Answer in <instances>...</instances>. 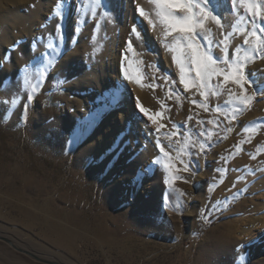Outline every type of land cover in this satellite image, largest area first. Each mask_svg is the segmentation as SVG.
<instances>
[{"label":"rangeland","instance_id":"374dc122","mask_svg":"<svg viewBox=\"0 0 264 264\" xmlns=\"http://www.w3.org/2000/svg\"><path fill=\"white\" fill-rule=\"evenodd\" d=\"M35 1L45 12L40 26L37 19L26 33L0 34V237L61 264H264V96L242 104L245 93L223 73L207 97L186 91L162 34L136 6L138 20L129 21L126 0H110V27L82 21L89 0H67L62 31L60 0ZM216 2L223 27L201 45L211 41L214 59H242L256 41L252 21L264 19L239 0ZM8 3L0 15L15 10ZM26 3L21 11L34 5ZM132 27L144 29L133 39L139 51L128 48ZM254 55L245 71L264 86V57ZM129 64L140 68V84L125 77L137 75ZM168 85L175 109H147L153 122L139 110L141 96ZM117 145L108 171L106 155ZM0 264L45 263L0 240Z\"/></svg>","mask_w":264,"mask_h":264},{"label":"snow or ice","instance_id":"6c2138e0","mask_svg":"<svg viewBox=\"0 0 264 264\" xmlns=\"http://www.w3.org/2000/svg\"><path fill=\"white\" fill-rule=\"evenodd\" d=\"M237 2L238 0H230L233 7H235ZM65 3H67V0H60V3H57L55 6L54 15L61 21L56 26L58 31H62V21L66 19L64 10ZM151 3L155 5V18L162 25V36L165 41V47L174 53L173 59L179 68L180 83L183 84L186 91L192 87H196L200 90L202 96L207 97L210 94V81L213 77H219L223 73L225 84L231 81V83L237 85L245 93L242 98L238 96L242 104L247 105L256 95L264 96V86H257L258 81L254 79L257 73L245 71L247 62L257 58L254 54L259 53L260 57H264V40L256 34L258 28L260 32L264 33V26L257 25L255 19L252 21L253 27L251 35L256 38V41L251 45L250 52L242 59L240 57L234 60H229L226 57H217L214 59L211 41L205 46L207 50H204L201 45V40H207L208 34L211 31L208 28L209 21L215 22L219 27H223L222 16L219 11L220 5L216 0H151ZM239 3L241 6L247 8L253 17L260 16L261 19H264V16L261 15L264 9L261 8L257 0H239ZM102 6V0H94V6L91 8L92 15L95 16L97 9ZM80 11L83 12L85 9H81ZM137 11L141 17L148 19L149 14L145 12L144 8L138 7ZM108 15L110 13L105 12V16ZM148 23L153 28L156 27L155 20L148 19ZM131 32L135 34L137 39L141 38V32L136 27H132ZM241 33L243 34V30H241ZM169 37H172L171 41L168 40ZM244 44L248 45L249 40L245 39ZM48 47L49 49L53 48V44L50 42ZM128 48L134 51L131 41L128 42ZM224 51L227 53V47L224 48ZM238 51L239 49H237ZM125 59L127 58L125 57ZM218 61L226 64L228 66L227 69L220 68ZM193 69L195 72L194 77L192 76ZM124 75L129 80L134 78L137 84L141 83V77L139 75L133 77L127 71H125ZM27 83L28 81L25 80V84ZM245 85L255 86V90L251 96L246 94L247 90ZM27 98L29 100L32 99L31 96ZM139 110L149 120L156 121L157 117L149 115L148 110L142 105ZM217 111H220V109L218 108ZM212 123H216V121H212ZM200 135H203V133ZM79 140L80 134H75L70 142L78 143ZM118 147L117 145L106 155L109 161V164L106 165L108 171L111 170V167L114 166V162L117 160L116 152ZM201 148H203V145H201ZM160 151L164 152V148L161 147ZM165 155L168 154L165 152ZM165 167L170 168V165L165 164ZM187 168L188 166L185 165V170ZM134 183H139V181L134 180ZM201 219L206 220L204 214H201Z\"/></svg>","mask_w":264,"mask_h":264},{"label":"bare ground","instance_id":"6f19581e","mask_svg":"<svg viewBox=\"0 0 264 264\" xmlns=\"http://www.w3.org/2000/svg\"><path fill=\"white\" fill-rule=\"evenodd\" d=\"M29 1H30L29 3H26L27 0H1V5H0L1 13H4L5 11H7L6 6L4 5L7 2L11 3V5H13L11 7L15 8L16 11L12 10L13 12H11L9 15H7V14L4 15V16L0 15V34H2V33H4V34H12V33H15L17 30H19V31L23 30L24 32L25 31L27 32V31H29V29L33 28V26L35 27V25L38 22L37 19H40L39 26L41 25V22H42L41 19L43 18V14L45 13V12H43V5L40 3L39 6H36V3H32V2H36L35 0H29ZM50 1H53V0H50ZM126 1H127V4H128V7L130 8V9H128V12H127V19L129 21L133 22V20H135V18H136L135 14H133L134 12L133 13L131 12V10L134 9L132 7V5L134 7L136 6L135 8L142 7V8H144L145 12L149 14L148 19H153V20L156 21V29L159 32V34H162V30H163L162 29V25H160L158 20H156V18H155L156 9H155V5L151 3V0H126ZM106 2H107V4L110 5L109 13H110L111 17H109V18L105 17V10H103V7L97 9L96 15L93 16L92 12H91V8H92V6H94V0H89V3L84 7V9H85V12L83 13L84 15H82L81 17L79 16V17L82 19V21L83 20L86 21L87 18H88V19H90L89 21H94L95 23L96 22H100V21L103 20L102 21L103 26L107 25V27H110L111 24L113 23L112 16L114 15V11H113L114 3L111 2L110 0H108ZM25 3L29 7H31V5L34 4L35 7L29 8V10H22L21 11L19 6H22ZM55 4H56V1L54 0V3L52 4L51 7H53ZM49 12L50 11H47V14ZM22 15H26L25 18H23ZM91 15H92V17H91ZM2 18H5V19H2ZM148 19H146L147 23H148ZM116 20H114V21H116ZM136 20H138V18H136ZM53 28H54L53 24L52 25H48L46 27V29H44L45 30L44 33L39 31L38 34L39 35H43V34H46V33H50L53 30ZM208 28L214 30V32L216 34H219V32H221V31H219V27L215 23H213L211 21L208 22ZM110 29L111 28H109V30ZM137 30L140 31L141 32V36H143V30L144 29L143 28H137ZM110 34L111 33L108 32V34H105V35L109 36ZM125 34L127 35L126 38H129V40L132 42V47H134L136 51H139L140 48H137L136 47L137 44L133 42V39L136 36H135L134 33L131 32V29L129 28V30H127L125 32ZM164 48H166V47H164ZM53 51H55V50H53ZM129 65H131V66H130V68L129 67L128 68L130 70H132L133 73L136 72L135 74H137V75H139L141 73L140 68L136 69L133 64H129ZM152 86H150L147 89V91L145 93H143L144 95L141 96V97H143V101H142L143 104L142 105H144L146 107V109L157 111L160 114H167V112H170L171 110L175 109V105H176V102H177L176 97L173 96V95H169L166 92L167 89H171V85H168L166 88H164V86H163V88H161V87L157 88V87H152ZM198 93H199V89H198ZM190 94H193V92L190 91ZM169 97L171 98V102H167L166 101V99L169 98ZM67 243H68L67 247L71 248L72 247L71 241H69ZM13 244L15 245V243H13ZM15 246L17 248H20V247H18V245H15ZM47 261H50V260H47ZM53 262H56V261H53ZM56 263L61 264L59 262H56Z\"/></svg>","mask_w":264,"mask_h":264},{"label":"water","instance_id":"95a60500","mask_svg":"<svg viewBox=\"0 0 264 264\" xmlns=\"http://www.w3.org/2000/svg\"><path fill=\"white\" fill-rule=\"evenodd\" d=\"M0 240H1V241H4L5 243H7V244H9V245H11L15 250L19 251L20 253H23V254H25V255H28V256L32 257L33 259H35V260H37V261H39V262H41V263H45V264H58V263L53 262V261H47V260H44V259L38 257L37 255H35V254L29 252V251L23 250V249H21V248H17V247L13 244V242H12L11 240L7 239V238L0 237Z\"/></svg>","mask_w":264,"mask_h":264}]
</instances>
